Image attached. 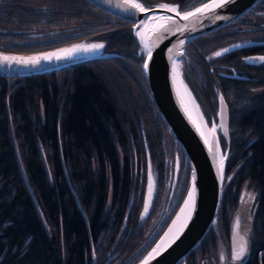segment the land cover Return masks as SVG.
Segmentation results:
<instances>
[{"label": "trees", "instance_id": "trees-1", "mask_svg": "<svg viewBox=\"0 0 264 264\" xmlns=\"http://www.w3.org/2000/svg\"><path fill=\"white\" fill-rule=\"evenodd\" d=\"M177 1L182 7L197 0ZM258 3L188 42L198 50L191 53L186 47L184 60L191 57L190 63L199 64L203 78L208 76L206 84L215 77L204 54L213 44L254 37L250 27L264 26V17L252 11ZM130 26L86 0H0L2 49L32 51L95 35L105 40L106 50L119 53L51 72L0 75V264H133L183 198L188 167L168 220L147 237L157 200L138 222L146 164L143 138L150 163L160 162L165 175L171 163L164 151L168 130L149 94L140 66L143 53ZM212 34L218 36L201 42ZM256 72L222 82L229 112L225 174L233 172L218 212L226 211L231 219L229 207L237 203L239 186L252 188L247 264H264V256L259 261L256 255L264 249V61ZM257 84L260 88L253 90ZM166 198L161 206L171 208L173 199L166 203Z\"/></svg>", "mask_w": 264, "mask_h": 264}, {"label": "water", "instance_id": "water-1", "mask_svg": "<svg viewBox=\"0 0 264 264\" xmlns=\"http://www.w3.org/2000/svg\"><path fill=\"white\" fill-rule=\"evenodd\" d=\"M87 1L102 10L131 22L132 34L143 52L140 65L149 94L160 116L165 121L170 134L177 140L189 161L188 185L180 204L161 233L133 263L144 264L147 261V264H176L200 241L210 224L215 221L222 193L223 171L228 144L227 103L221 91L217 89L215 91L214 118H210L207 122L192 90L183 78L179 66L184 45L193 37L235 19L258 0H228L222 8L215 10L220 19H215L214 15L201 17L200 14H197L199 18H189L188 20L181 19L179 15L167 11L161 5L168 4L169 7H177L183 14L185 11H194L195 8L201 7L204 3H213V0H198L182 7H179V3L176 1L164 0L153 2L143 0ZM136 3L144 6L146 11L141 12L139 9L132 7ZM165 16L173 18L171 23L166 24V27L171 30L170 32L159 27L160 24L165 23L162 19ZM138 31L140 35H137ZM79 44L105 45V40L90 35L42 50L14 52L0 49V57L26 58L42 56L46 53L57 52L59 49L72 48L74 45ZM104 48L105 46L99 50L89 52L78 51L62 59L53 57L51 60H41L36 65L16 63L14 60L11 62L0 61V75L25 76L40 74L94 59L118 55V53ZM149 50L152 52L150 59L147 55ZM260 57L264 56L254 54L249 58L252 61H259L261 60ZM146 61L149 64L147 70L143 68ZM184 87L191 94L196 104L194 111L186 98ZM213 125H215V131H213ZM220 136L225 141L224 148L221 145ZM146 160L147 174L141 216L147 213L144 211L146 201L149 202L148 209L150 207L154 189V179L151 174L152 191L149 197V173L151 171L148 159ZM193 188H195L194 203L184 213H181V208L185 207L184 202L188 199V193ZM242 193L244 194V190L241 191ZM242 197L243 195H241ZM241 198L239 196V199ZM178 216L180 219L177 221ZM173 221H177V223L174 225ZM231 225L230 249L233 255L234 250H239L242 241L247 242V229L246 232L239 230L236 217L232 218ZM170 229L171 231H169ZM157 245L160 247L156 253H153V249H156ZM150 253H153L152 256H149ZM220 259L222 261L223 257L220 256Z\"/></svg>", "mask_w": 264, "mask_h": 264}, {"label": "flooded vegetation", "instance_id": "flooded-vegetation-1", "mask_svg": "<svg viewBox=\"0 0 264 264\" xmlns=\"http://www.w3.org/2000/svg\"><path fill=\"white\" fill-rule=\"evenodd\" d=\"M258 2L259 3L252 10L253 14L264 17V0H259ZM259 27L264 28V26H259ZM259 27H255L256 30L253 33L251 32L254 35V37L248 38L254 42L250 44H242V43L237 44L236 42H232L230 44L231 46L228 47V49L230 50H228L227 53L221 55L222 58L220 59L222 60H220L219 57L214 55L215 53L213 52V50L209 51V56L211 58L210 60H209V57L206 54H204V60H206L210 64V65H207V70L209 72L212 71L214 73V77L216 78L217 84H219L220 88L223 85H225V83H222V82H225L226 79H231V80L238 79V78L229 76L231 72H236L238 74H241L245 76V78H250L251 76L257 73L256 71L258 70L259 64H261V62H263L264 60H261L258 62H253V61L249 62V61H245L244 58L247 54H256V53L264 54V30L258 29ZM258 34H262L263 36L262 35L258 36ZM226 43H229V42H226ZM186 47L187 48L189 47V52L191 53H196V51L198 50L196 45L194 46L191 43H187ZM15 48L20 49L19 46L17 45H15ZM244 49H247V51H245ZM220 51H223V49L217 52H220ZM187 59L189 61L191 57ZM240 64H245V66H240ZM243 72H246L249 74H246ZM202 84L203 85L205 84V80L203 81ZM204 111H207V109H204ZM183 156L185 157L184 154L183 155L181 154V157H179L178 170L176 173L175 181H173V178H172V182H176V183L172 184L171 189H170L171 193L169 194L170 195L169 200L175 195L172 198L173 200H171V208H168V207L158 208L157 213L155 214L154 219L151 223V228H150V231L147 237L152 238L158 232V230H160L164 226V224L166 223V221L168 220L170 216L171 210L173 209L174 203L178 196V190H180V187L182 186L183 181H184V176L187 173L188 160L184 158ZM170 162H172L171 159L167 161L168 165H170ZM167 170H168V173H170L173 176L174 162L171 163L170 166H168ZM164 176H165V173H164ZM178 184L179 186L177 187V191L175 193L173 189ZM226 213L227 212L225 211V213L220 215L219 212L217 211L215 221L210 224V226L208 227V229L206 230V232L204 233L200 241L195 246H193L183 256V258L180 259L176 264H247L246 259L250 252V249L252 248L250 245L251 240L247 239V251L245 252L244 256L241 257L240 259L234 260L233 255L231 253V249H230V235L232 233V225H231V220L227 218L228 216ZM242 220H241V223H239V227H238L240 231H242L244 226L247 225V223L246 222L244 223V220L243 221ZM247 233H249L248 230H247ZM250 235L248 234L247 237L248 236L250 237ZM220 243H221V246L223 245L224 247L223 251H224L225 256L218 254V252L216 253L217 245H219ZM256 255L259 261H261L262 256H264V249L259 248L258 250H256ZM220 256L223 257L222 261H221L222 258L220 259Z\"/></svg>", "mask_w": 264, "mask_h": 264}, {"label": "rangeland", "instance_id": "rangeland-1", "mask_svg": "<svg viewBox=\"0 0 264 264\" xmlns=\"http://www.w3.org/2000/svg\"><path fill=\"white\" fill-rule=\"evenodd\" d=\"M250 28H252L253 31L256 30L255 26H252ZM216 36H218V34L207 35L205 37H202L201 42L207 41V40H210V39L213 40ZM213 45H214V47H211V48H213V52L214 53H216L219 50H222V46L221 45H223V43L213 44ZM220 52L222 53L221 55L227 53V52H223V51H220ZM206 54H207V56L209 57V60H210L211 58L209 56V52H207ZM221 55H219L217 57H219V59H220V58H222ZM187 60H185L183 62L184 70H185V72L186 71L192 72V73H190V79L192 78L191 79L192 80L191 87L194 88V94H195L196 100L199 101V102H201L202 104L204 103L205 106L207 105V107H206L207 111H204L203 107H201V108L203 109L204 113L207 115L208 122H209L210 118H214V97H215V95H214V87H213V84L218 85V86H219V84H217V81H215L214 78H212L211 82L213 84L212 83H209V85H210V88H209V85L206 84L207 79H208V76L205 77V78H203V76H202V74L200 72V66H199V64L196 63V62H194V63L191 62L190 63ZM220 60H222V59H220ZM124 65L126 66V68L128 69V71H130L133 74L134 71L132 70V68L130 66L132 64L130 62H126L125 61L124 62ZM115 78H116V81H118V83L122 82L121 79H123V78H119L118 76H116ZM204 80H205V84L201 88V84L203 83ZM259 88H260V85L257 84L253 88V90H258ZM220 89L222 90V87ZM207 92H209V94ZM232 103L239 105V101L238 102H232ZM159 128H161V127H159ZM167 133L168 132L166 131V136H165L166 142L165 143L163 142L164 143V151H165V154H166L165 160L171 159L172 162H170V163H173L174 156L176 154H178L179 156H180V154L183 155V152L180 150V148H179L178 145H176L177 147L175 146V144H178V143H177V141L174 139V137L172 135H171L172 136L171 138H173L172 140H173L174 144L170 141L169 135ZM143 144L145 145L144 146V151H145V158H146V155H148V154L150 155L149 149L147 148V141H146V139L143 140ZM152 149L154 151H156L153 147H152ZM148 158H149V156H148ZM157 158H161V157L160 156H157L155 159H157ZM149 162H150V160H149ZM144 163H146V164H145V167L143 168V170L145 172V180H144V185H143L144 189L143 190H145L146 174H147V160L146 159H145V162ZM149 166H150V171H151L150 173L152 174V176L154 178V180H153L154 181V189H153V195H152V199H151V204H150V207H149V209L147 211V214L151 210L152 203L155 200H157L156 209L158 210L159 207H162L161 205L164 203L165 194L167 195V198H166L165 202L166 201L167 202L169 201V196H170L169 194L171 193V191H170L171 186H172V184H175L176 183V182H172L173 176L170 173H167L165 176H163L164 173H163V169H162V164L160 162L152 163V161H151V163L149 164ZM232 172H233V169H231L226 174V179H229L230 178V176L232 175ZM223 180H224V177H223ZM159 188H160V191H159ZM240 188L241 189H247V191L244 190V196L242 198H241V195H240ZM143 194H144V191H143ZM238 196H240L241 199H239ZM246 197H247V199H246ZM107 198L108 199H107V205L105 207V212L108 210V208L110 206L109 205V202H110V199H111L110 190H108ZM237 198H238L237 205L235 203V204H233V207L232 206L229 207L230 208L229 209L230 215H232L230 220H232L233 217H236L237 222H238V225H239V223H241V220L243 219V217H246V214H247L248 219L247 220H244L243 219L244 220V223L246 222L247 225H245L244 228L242 229V232H246V229L248 230V227H249L248 222L251 219V213H252L251 205L253 206L254 205L253 200L255 201L254 192H253L252 188L248 187L245 183H242L239 186ZM142 201H143V197H142ZM129 206H130V204H129ZM129 206H128V210H129ZM141 208H142V202H141V207L139 209L138 222L139 221H142L145 217L148 216L146 214L145 216H142L141 217ZM242 215H243V217H242ZM153 218L154 217H151L148 220V222L151 223V221H152ZM149 228H150V226H149ZM108 232H110V231H108ZM101 234L103 235L104 232L101 231ZM145 235H146V233H145ZM217 248H218V250H217ZM217 248H216V253L218 252V254H221V255L225 256L224 255V251H223L224 247H223V245L221 246V243L219 245H217ZM91 254L95 258V254L93 252V248L92 247H91ZM115 254L116 253L113 252V254L111 255V257H113Z\"/></svg>", "mask_w": 264, "mask_h": 264}, {"label": "snow or ice", "instance_id": "snow-or-ice-1", "mask_svg": "<svg viewBox=\"0 0 264 264\" xmlns=\"http://www.w3.org/2000/svg\"><path fill=\"white\" fill-rule=\"evenodd\" d=\"M228 0H213V3H204L202 4L201 7L195 8L194 11H185L183 14L179 11L177 7H169L168 4L161 5V7L167 9V11L175 13L176 15H179L181 19L188 20L189 18H199L197 17V14H200V16H205V15H214L215 19H220V16L216 13V9L222 8L224 4H226ZM132 7L139 9V11L144 12L146 11V8L142 6L139 3L133 4ZM165 23L160 24L159 27L163 29L164 31H171L169 28L166 27L167 23H171L173 18L171 16H165L162 18ZM137 35H140L139 31L137 32ZM182 43V42H181ZM103 44H79V45H74L72 48H67V49H59L57 52H50L46 53L42 56H34V57H0V61H6V62H11L15 61L16 63H23V64H39L41 60H51L53 57L56 59H62L68 56L73 55L75 52L78 51H94V50H99L103 48ZM228 49H224L223 52H227ZM221 52H216L214 55L219 56L221 55ZM149 59L152 56V52L149 50L147 53ZM259 59L264 60V57H260ZM149 67L148 62L146 61L143 65V68L147 70ZM213 131H215V125H213ZM207 142V141H206ZM151 191H152V179H151V173H149V197L151 196ZM194 194H195V188L189 191L188 193V199L185 200L184 204L185 207L181 208V213H184L186 209L190 208V206L194 203ZM148 206L149 202H145V208L144 211L145 213L148 211ZM190 215V212H189ZM180 219V217H177V221ZM177 221H173V224L175 225ZM171 231V229L169 230ZM166 236L168 235L167 233L165 234ZM159 245H157L156 249H153V253H156L159 249ZM247 251V242L242 241L239 245V250L233 252V259H240L241 257L244 256L245 252ZM153 253H150L149 256H152ZM144 264H147V261L144 262Z\"/></svg>", "mask_w": 264, "mask_h": 264}, {"label": "bare ground", "instance_id": "bare-ground-1", "mask_svg": "<svg viewBox=\"0 0 264 264\" xmlns=\"http://www.w3.org/2000/svg\"><path fill=\"white\" fill-rule=\"evenodd\" d=\"M184 91H185L186 98H187L189 104L191 105L192 110L194 111V109L196 107V104L193 101V99L191 97V94L188 92V90L186 89V87H184Z\"/></svg>", "mask_w": 264, "mask_h": 264}]
</instances>
